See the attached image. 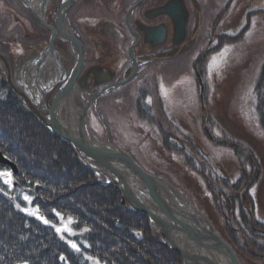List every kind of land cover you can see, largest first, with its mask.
<instances>
[{
  "label": "rangeland",
  "instance_id": "rangeland-1",
  "mask_svg": "<svg viewBox=\"0 0 264 264\" xmlns=\"http://www.w3.org/2000/svg\"><path fill=\"white\" fill-rule=\"evenodd\" d=\"M20 1L27 8L30 7L27 6L25 0ZM81 1H78L75 9L80 8ZM227 2L228 0H209L205 8L208 11L209 19H212V23L218 22L217 33L222 38L221 43L224 40L229 45L221 46L220 51L216 50L215 52L214 50L209 55L204 56L199 51L201 42L204 43L205 37L202 41L197 39L195 42L196 36H193L190 41V48L185 49L182 53L173 51L159 56L150 54L148 57L139 59L138 61L142 63L139 64L137 73L129 82L89 103L88 110L90 108V111H87L85 116V124L90 134L100 143L113 144L127 153L144 172L166 179L173 187L183 192L196 210L209 221L215 233L231 248L240 264H264L262 263L264 261V236H257V231L252 230L250 226L245 227L246 225L243 223L244 227L241 230L238 228L239 219H241V202L237 191L240 187L233 185L241 175H251L252 171L255 172L256 178L253 177L254 185L250 187V192L255 202V213L259 215V218L264 219V92L258 91V84L262 79L264 84V26L263 29H260L259 24L255 23L259 19L253 17L252 23V18L247 15L253 11L264 10V0H233L230 7L227 6ZM19 9L21 7L16 0H0V53L6 59L11 80L24 93L33 110L28 107L22 96L15 89L13 90L21 97L27 110L53 133L46 124V120L50 117L51 107L47 106L46 108V105L43 104L45 108L42 112L35 108L36 106L33 105L35 101L32 102L30 98L31 92L37 91L33 80L35 78L43 80V69L40 65L39 67L36 66L38 70L36 73L34 66L27 67L31 70L33 77L27 86L21 84L19 82V66L24 58H20L22 60L18 62L19 59H17L16 54L9 52V47L13 46L14 48V45L17 46L19 41H26L22 37L24 31L31 30L35 33L39 27L34 18H29L30 24L27 23L25 18L19 14ZM86 10L87 12H82V18L79 17L77 21L79 25L95 23L92 19L84 22L87 21V16H107V11L103 12L104 9L98 5H90ZM68 11L63 18L65 21L63 24L64 33L76 37L82 48L83 43L75 33L72 13L67 15ZM39 14L44 18L43 13L40 12ZM17 17H19L18 20H16ZM247 17L251 18L250 25ZM107 21L111 22L110 20ZM46 23L48 22L46 21ZM247 24L249 28L242 41V37L238 35L246 28ZM259 30L262 32L258 33ZM12 38H15V43H11ZM69 42L66 39V42L60 43L61 48L55 49L62 56H65V53H62V47L65 46L70 50ZM13 52H16V49ZM41 55L36 59L29 58L23 64L27 63L29 66L31 63L34 64L35 60L42 58ZM24 56L26 59L29 55ZM90 56L91 64H94L96 59H100L99 62L106 61L103 54H90ZM72 57L71 54L70 59L73 61ZM154 57L167 59L158 61L153 59ZM44 62L45 60L38 64ZM155 63L159 69L152 68V64ZM163 63L164 65H162ZM148 66L151 69L142 71ZM106 69L116 75V72L109 68ZM132 69L133 66L121 70L116 77L113 76L109 83L114 79L118 81L113 83L127 79L131 75ZM72 70L74 72L75 67ZM0 71L7 81V75L1 63ZM69 71L70 68L68 74ZM85 73L79 75L80 80L85 77ZM58 90L56 88L48 96L51 106L59 96L60 91L58 92ZM48 91L50 89H45L44 97ZM93 91H82L75 86L74 97L77 96V93L83 96V99L76 103L75 112L80 110L79 113H81L89 98L88 95ZM143 92L148 93L149 97L153 98L152 101H148L151 102L150 105L147 102L139 104V99L142 98L139 96ZM71 97H73V93L65 97L61 108L67 98ZM84 97L85 103H83ZM138 106L145 108L143 110L146 111L147 116L154 118L157 116L155 124L165 126V130L170 129L171 134L164 135L163 132L159 131L157 125L143 121L140 116L144 113L137 111ZM59 112L63 120H67L69 113L73 114L71 108L68 109L67 106L64 113ZM173 132L181 133L182 139L175 137L176 134L173 135ZM163 138L168 139L167 142H164ZM189 140L194 142L190 141L194 146L197 145L200 148L199 153L202 160L200 179L189 171L182 157L168 151V149L186 148ZM209 162L212 166L214 164L221 165L223 177L227 180L226 185L217 182V175L214 174ZM8 168L10 172L3 173L2 176L7 182L12 183L13 171L10 167ZM207 168H210V173L206 172ZM16 169L18 170L17 166ZM95 175L101 186L114 185L102 184L98 175L96 173ZM166 176L171 178L175 184L183 182L189 189L198 190L200 199L196 200L193 191L188 194L185 190L171 183ZM177 185L183 186L184 184ZM117 188L121 191L119 187ZM211 188L214 190L213 192L210 191ZM219 189L225 192H222L225 197L219 195ZM123 205L127 207L128 211H131L126 203ZM219 206H222L225 212L227 209L226 215L221 216ZM60 230H65L69 235H74L73 230L67 224L62 225ZM157 233L156 237H159L163 231H157ZM229 242L236 246L237 252L234 251ZM246 244L249 245L247 247L248 252L243 249Z\"/></svg>",
  "mask_w": 264,
  "mask_h": 264
},
{
  "label": "trees",
  "instance_id": "trees-1",
  "mask_svg": "<svg viewBox=\"0 0 264 264\" xmlns=\"http://www.w3.org/2000/svg\"><path fill=\"white\" fill-rule=\"evenodd\" d=\"M247 15L252 23L253 17L259 19L255 23L263 29L264 10ZM251 18L247 17L249 25ZM248 28L247 24L238 35L242 41ZM227 44L223 40L221 46ZM152 68L159 69L157 63ZM262 81L258 84L260 93L264 92ZM139 97V104L150 105L148 101L153 100L146 92ZM143 109L138 106L137 110L144 113L140 116L143 121L157 125L164 135L171 134L170 129L155 124L157 116L149 117ZM175 134L182 139L181 133ZM191 140L186 148L168 151L182 157L189 171L200 179V148ZM0 152L18 168L9 183L2 174L10 169L0 165V264H182L179 254L155 239L158 233L148 216L128 211L122 192L114 185L101 186L72 144L51 133L27 110L1 71ZM166 177L200 199L198 190L183 182L177 183L184 184L179 186ZM65 224L74 235L60 230ZM232 247L237 252L234 244ZM247 247L243 249L248 252Z\"/></svg>",
  "mask_w": 264,
  "mask_h": 264
},
{
  "label": "flooded vegetation",
  "instance_id": "flooded-vegetation-1",
  "mask_svg": "<svg viewBox=\"0 0 264 264\" xmlns=\"http://www.w3.org/2000/svg\"><path fill=\"white\" fill-rule=\"evenodd\" d=\"M16 1L21 7V9H19V14L25 18V21L29 23V18H34L39 27L35 33L33 31L31 32V30L24 31L22 37L25 38L26 41H19L17 46L13 44L14 48L13 46L9 47V52L14 55L16 54L17 59H19L18 62L22 60L20 58H24L20 66L26 62L25 60L29 58L36 59L41 54H43L41 55L42 57H45V61H49L55 65L54 69L51 71L53 75H50L51 72L45 73L43 86H40V88L44 89L46 87L45 89H47L48 87L46 85L48 83L51 85L49 87L50 91H48L44 97V104L46 105V108L47 106L52 108L51 103H49L50 97L48 96L56 90V88L59 89V92L60 89L69 83L73 72L72 68H76L78 65V58L74 55V53H76L75 47L71 42H69L70 50L65 46L62 47V53H65V56H62V54L55 49L61 48L62 45L60 43L66 42V39L61 36V30L59 28L63 27L65 22L61 15V9L67 0H25L27 6H30L28 8L23 5L22 1ZM78 1L79 0H76V2L73 3L67 15L72 13L75 33L83 43L84 67L82 68V75L89 69L100 66L101 68H109L116 72V75H113L116 77L121 70L133 66V58L139 60L146 56L148 57L150 54L159 56L161 54H169L173 51L179 53L184 52L185 49L187 50L190 48V41L193 36H196L194 39L195 42L197 39L202 41L205 37L204 43L201 42L199 51V53H203L202 55L206 56L209 55L211 51L215 50L216 52V50H221L222 38L219 33H217L218 22L212 23V19H209L208 11L205 8L209 0H140L136 7L134 6L139 0H82L79 6L80 8L75 9ZM170 1H179V3L182 4V8L188 12L186 34L182 40L175 35L176 25L174 20L170 16L164 15L161 12ZM232 2L233 0H229L230 5ZM90 5L101 6V8L104 9L103 12L107 11V16H87L86 18L88 19L84 22H88L92 19L95 23L79 25L77 22L79 17L82 18V12H87L86 9L88 6L90 7ZM131 10L132 12L130 14ZM35 12L43 13L45 21L48 22L47 24L58 31L59 35L56 37L52 48H50L49 45L52 31L41 23L38 14ZM18 18L19 17H17L16 20H18ZM107 20H110L113 23L108 22ZM116 20L117 22H115ZM163 27L165 28V39L161 43L156 44L155 41L147 43L145 41L143 28ZM15 37L18 39L17 36ZM137 38L138 42L136 44ZM11 43H15V38H12ZM15 49L16 52H13ZM69 54L70 56L71 54L73 55V61L70 59ZM90 54H103L106 61L99 62L100 59H96L97 61L94 64H91ZM132 54H134V56H132ZM24 55L29 56L25 59ZM44 63H42L41 68H43ZM69 68L70 71L68 74ZM94 76L95 74H91L86 80L85 86L81 84L80 77H78L75 81V86L86 92L95 90L97 87L94 85ZM37 80L38 79L36 78L34 79V86L37 83ZM51 80H54V82ZM115 81L118 80L114 79L111 83ZM45 83L46 85L44 86ZM75 86L73 87L71 94H74ZM31 93V101H35L33 102V105L36 106V109L38 108L43 112L45 105L38 100L40 96L39 89L36 92L32 91ZM89 111L90 108L88 112ZM208 159H210V157H208ZM211 163H213L212 160ZM211 163L209 162V165ZM251 164L252 163L250 162V165ZM210 166L214 170V174L217 175V182L226 185L227 180L223 177L222 167H220L221 165L214 164L213 166ZM254 173V171L251 172L252 177L247 174L241 175L233 184L240 187L237 191L241 202V219H239L240 223L238 224V228L241 230V228L244 227L243 224H245V227L250 226L252 230L257 231V236H264V219L259 218V215L255 213V202L250 192V187L254 185L252 181L253 177L256 178ZM222 192L224 191L219 189V195L225 197ZM225 210L227 212V209ZM226 212L222 206H219V213L221 216L226 215ZM230 212L232 213L231 210Z\"/></svg>",
  "mask_w": 264,
  "mask_h": 264
},
{
  "label": "water",
  "instance_id": "water-1",
  "mask_svg": "<svg viewBox=\"0 0 264 264\" xmlns=\"http://www.w3.org/2000/svg\"><path fill=\"white\" fill-rule=\"evenodd\" d=\"M74 1L67 0L63 5L62 18L65 17L66 12ZM139 2L140 0L134 7ZM161 12L174 20L176 25L175 35L182 40L186 34L187 10L182 8V4L179 1H170ZM37 14L41 23L52 31L50 41V48H52L53 41L57 36V30L49 26L42 15L38 12ZM59 29L61 30V35L73 43L78 58V65L71 75L69 83L60 91L49 112L50 117L46 120V124L50 130L74 146L81 159L98 175L102 184H114L119 187L124 195L122 203H126L131 211L149 216L153 227L158 232L163 231V234H159V237H155V239L162 240L173 252L179 254L182 257L183 264H240L231 248L215 233L209 221L196 210L183 192L173 187L166 179L144 172L127 153L121 151L113 144L100 143L86 128L85 116L89 103L123 87L135 76L139 64L142 62L140 63L136 58H133L131 75L117 83H109L114 73L106 68L93 67L89 69L85 73V77L81 79V84L85 86L86 80L91 74H95L94 85L98 86L97 89L88 95L89 98L77 118L68 115L66 122L61 118L59 112L61 104L75 86V81L84 67V61L80 41L72 34L64 33L63 27ZM143 32L147 43L155 41L158 44L165 39L164 27L143 28ZM137 42L138 38L136 44ZM44 59L45 57L39 58L34 61V64L31 63L30 66L25 63V66H34L36 73H38L36 66ZM153 59L159 61L167 58L154 57ZM0 63L5 69L9 84L22 96L28 107L32 109L24 93L11 80L8 64L1 53ZM19 82L24 84L21 81ZM50 86L49 84L47 85L48 89ZM45 88L39 89L40 96L38 100L42 104H44ZM70 124H75L76 128L73 130ZM0 165L10 167L15 175L18 173L16 166L5 159L1 153Z\"/></svg>",
  "mask_w": 264,
  "mask_h": 264
},
{
  "label": "bare ground",
  "instance_id": "bare-ground-1",
  "mask_svg": "<svg viewBox=\"0 0 264 264\" xmlns=\"http://www.w3.org/2000/svg\"><path fill=\"white\" fill-rule=\"evenodd\" d=\"M232 5V3H231ZM229 4V0L227 2V6L230 7L231 6ZM199 13V12H197ZM188 22V21H187ZM186 28H187V25H186ZM40 66L42 65V63L39 64ZM39 65L37 67H39ZM55 65L49 61H45L44 65H43V68L44 69V73H42V76H43V80H44V75L45 73H50L53 69H54ZM20 70V73H19V81L23 82L26 86L28 85V82H30V80L32 79L33 75H32V72L31 70H29L27 68V66H25V64H22L19 68ZM50 75H53V73L51 72ZM43 80H37V83L35 84V88L38 90L40 89V86H43ZM34 81V80H33ZM52 82H54V80H51ZM39 99V98H38ZM83 99V96H81V94H78L77 93V96L74 97V94H73V97L71 98H67L66 102L63 104V107L61 108L60 111H62V113H64L65 111V108L67 106V108L69 109V107L71 108L73 114H68L70 117H78L80 115L79 111L80 110H76L75 112V105L78 101L82 100ZM83 103H85V97H84V101ZM73 115V116H72ZM62 118V117H61ZM63 119V118H62ZM66 122V120H64ZM68 124V123H67ZM70 127L74 130L76 128L75 124H70ZM234 147V146H233ZM237 148V147H236ZM238 149V148H237ZM131 181V180H130ZM132 183V181H131ZM134 184H135V181H134ZM145 199V198H144Z\"/></svg>",
  "mask_w": 264,
  "mask_h": 264
},
{
  "label": "snow or ice",
  "instance_id": "snow-or-ice-1",
  "mask_svg": "<svg viewBox=\"0 0 264 264\" xmlns=\"http://www.w3.org/2000/svg\"><path fill=\"white\" fill-rule=\"evenodd\" d=\"M45 222H47V221H45ZM73 247H75V245H73Z\"/></svg>",
  "mask_w": 264,
  "mask_h": 264
}]
</instances>
